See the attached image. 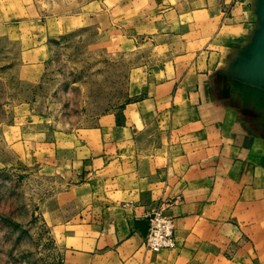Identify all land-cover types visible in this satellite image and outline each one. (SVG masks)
<instances>
[{"label":"crops","instance_id":"0c3cea01","mask_svg":"<svg viewBox=\"0 0 264 264\" xmlns=\"http://www.w3.org/2000/svg\"><path fill=\"white\" fill-rule=\"evenodd\" d=\"M116 7L127 30L158 13L209 17L222 23L212 34L222 47L205 70L158 65L119 119L105 115L82 129L64 154L59 145L31 146L65 172L68 187L50 205L61 264H264V0ZM83 10L46 20L41 33L33 11L21 9L17 23L28 32L20 36L39 47L113 8L96 1ZM113 16L110 33L122 32ZM160 208L175 220L177 247L153 253L140 223Z\"/></svg>","mask_w":264,"mask_h":264},{"label":"rangeland","instance_id":"374dc122","mask_svg":"<svg viewBox=\"0 0 264 264\" xmlns=\"http://www.w3.org/2000/svg\"><path fill=\"white\" fill-rule=\"evenodd\" d=\"M96 1L113 10L95 25L39 47L20 36L28 32L17 23L21 9L33 11L44 33L46 20L77 15ZM113 13L122 32L110 33ZM122 15L116 0H0V264H61L50 205L68 187L65 172L45 160L44 147L31 155L32 145H59L64 154L82 129L105 115L119 119L158 65L205 70L219 60L222 43L212 35L219 21L158 13L127 30Z\"/></svg>","mask_w":264,"mask_h":264},{"label":"built area","instance_id":"2783aa9c","mask_svg":"<svg viewBox=\"0 0 264 264\" xmlns=\"http://www.w3.org/2000/svg\"><path fill=\"white\" fill-rule=\"evenodd\" d=\"M146 221L149 223V229L145 237V247L149 251L157 253L162 250L176 249L174 218L160 208L152 211Z\"/></svg>","mask_w":264,"mask_h":264},{"label":"water","instance_id":"95a60500","mask_svg":"<svg viewBox=\"0 0 264 264\" xmlns=\"http://www.w3.org/2000/svg\"><path fill=\"white\" fill-rule=\"evenodd\" d=\"M140 225H142L143 235L146 237L149 229V223L147 221H143Z\"/></svg>","mask_w":264,"mask_h":264}]
</instances>
